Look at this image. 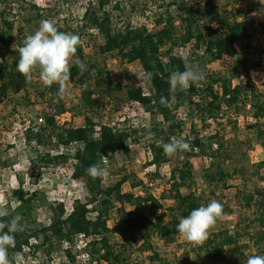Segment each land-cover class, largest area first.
<instances>
[{
    "label": "trees",
    "instance_id": "trees-1",
    "mask_svg": "<svg viewBox=\"0 0 264 264\" xmlns=\"http://www.w3.org/2000/svg\"><path fill=\"white\" fill-rule=\"evenodd\" d=\"M111 1H115L117 10L122 6L118 0H99L106 17H109L106 8ZM154 1L160 2L158 8L165 11L158 21V26L164 25L163 28L145 32L142 28L132 26L131 22L125 23L120 30L108 35L104 46L96 44V55L103 57V63H96V60L83 62L87 66L83 73L79 71L78 63L74 64L68 83L79 86L83 106L89 113L102 108L108 116L117 104L137 101L150 105L159 115L160 121L152 124L143 136L149 141L147 152L150 159L145 167H155L156 176H160L163 166L175 158L170 190L163 196V200H170L174 204L164 205L134 173L125 174L112 184L107 183L106 177L93 179L87 171L90 165L101 163L106 158L109 170L113 167L117 153H130L125 130L118 125L113 126L106 117L107 121H102V139L98 140L93 129L95 117L90 115L85 117L84 127L70 130L67 123L61 122V118L67 114L61 103L56 109L39 113L36 119L38 125L32 123L27 129V137L45 167L72 164L79 172L91 199L67 215L65 204L52 201L41 189L30 191L21 187L16 190L19 205L9 215L0 218L3 223L17 218L21 226L20 230L10 233L14 236V243L8 248L11 264L38 255L49 258V264H52L55 256L64 254L74 262L77 256L86 254L90 259L89 264H142L127 259L138 252L148 256V264H174L157 249L155 238L168 245L174 243V237L180 235L177 231L179 220L188 216L193 209L206 206L216 195L215 191L209 196L198 190L197 172L190 165V157L196 153V149H200V156L211 157L215 183L222 190L233 189L237 178L243 184L249 183L251 186L245 192L240 189L244 195L243 203L246 208L255 207L257 210L250 220L252 231L248 235L228 228L211 233L202 245L194 247V261L190 260L189 255L185 264H222L229 249L234 256L232 264H246L249 256L264 255V160L250 164L240 147L231 151L226 136L219 130L213 137L204 136L205 141L200 133H194L196 140L187 141L190 150L173 157L166 156L163 150V145L171 142L172 134L185 132V121L175 118L174 113L188 100L191 107L195 105V115L203 122L215 119V115H219L223 109H226V116L230 112L239 115L250 105L253 123L247 126L249 131L263 128L264 92L251 82L250 73L261 66L264 49L241 57L237 66L230 69L229 75L214 72L208 66L222 60L229 47L241 41L247 34L248 21L239 19L234 11L230 14L220 12L214 0ZM31 8L30 12L22 16L20 25L15 17L10 18L7 11H0V40L6 46V52L0 54V106L14 104L19 108L32 103L29 89L34 86L37 74L28 83L16 69L19 47L23 46L27 35L39 28L41 20L46 19L39 7L34 5ZM173 8L178 10L176 17L172 14ZM82 22L83 25L78 29L71 27L65 20L55 22L59 31L79 36L80 44L75 56L82 51L83 37L99 23L97 10L91 6L87 8ZM191 43V53L185 56L181 49ZM113 53L122 57L134 54L141 60L149 77L150 95H146L142 85L130 74L123 83L119 79L115 82L108 95L109 110L101 105L100 96L96 93L102 86V64ZM189 68L202 71L206 79L174 94L170 74ZM234 80L238 81L235 87ZM94 82L95 88H92ZM58 87H46L44 93L61 99L57 94ZM161 96L168 99L169 107L160 103ZM255 138L264 148V131ZM66 143H80L81 146L60 155V147ZM1 182L0 173V185ZM127 184L133 190L143 189L144 195L123 193L122 188ZM184 189L189 193L183 195ZM111 220L117 221L116 228L110 226ZM153 223L155 230L152 229ZM96 231L102 232L101 238H94L86 248L74 255L77 236ZM4 232H9V229L6 227ZM65 242L69 244V249H64Z\"/></svg>",
    "mask_w": 264,
    "mask_h": 264
},
{
    "label": "rangeland",
    "instance_id": "rangeland-1",
    "mask_svg": "<svg viewBox=\"0 0 264 264\" xmlns=\"http://www.w3.org/2000/svg\"><path fill=\"white\" fill-rule=\"evenodd\" d=\"M0 1V11H7L11 15V19L15 17L18 25H20L22 16L30 12L32 10L31 7L34 5L41 9V14L46 19H52L55 22L65 20L75 29L83 25L82 17L87 8L91 6L96 9L99 15V23L94 30L83 37L81 43L82 51L78 56L73 57L70 67L76 63H87L94 60H96V63L99 61L103 63V57L99 58L96 55L98 51L96 44L104 46L107 43L108 35L120 30L125 23L128 24L131 22L134 27L141 28L139 19L145 16L146 12L151 13L150 16L153 17L155 22V29L157 27H164V25L160 24L158 26V21L160 22V15H163L165 11L164 9L158 8L160 2L154 0H118L122 4L120 10L115 8V1H111V4L106 8L109 12V17H106L104 10L99 6V0ZM217 1L220 4L223 1L222 6H220L222 12L230 10L232 4L228 1ZM236 9L235 14L237 17L242 20L246 19L249 23L247 34L236 45L229 47L223 64L208 66L209 69L217 73H226V75H229L230 69L237 66L241 57L249 55L250 52H257L260 49H264V0L240 1ZM177 13V8H173L172 14L174 17L177 16ZM149 22L151 23V21ZM3 52H6V46L0 40V54ZM136 59L137 56L134 54L124 55L122 57L117 53V55L112 54L110 58L108 56L106 63L102 64V86L96 95H100L101 105L103 107L109 110L111 109L107 104L108 95L111 93L112 88H114L117 79L123 83L124 79L129 77L131 74V69L129 70V68L131 65H135ZM36 78L34 86L29 89L32 103L28 107L20 106L18 108L14 104H3L0 106V173L2 175L0 207L7 210L6 215H9L16 208L19 201L16 198L15 191L21 187L30 191L37 189L43 190L52 201L63 202L67 207L68 214H72L80 204L91 199L79 172L72 164L61 165L56 168L45 167L40 163L38 153L34 148L35 146L29 143L27 137V129L33 124L35 126L38 125L36 123L37 115L46 110L56 109L61 103H63V106L67 110V114L61 118V122L67 123L70 130L84 127L86 125L85 117L90 115L98 121H107L106 117H108L109 123H115L125 130L129 129V125L132 127L129 129L130 131H137L133 134L134 138L130 153L115 157L113 167L108 170L109 174L106 177L107 183L112 184L125 174L134 173L144 181L145 186L164 205L171 206L174 204L170 200H163V196L170 190V173L176 165V160L173 158L169 163L164 165L160 176H156L155 167L146 169L145 165L150 157L147 155L145 148H147L149 141L147 138H140L138 135L137 129L143 125L144 119L138 112L136 113L139 116L135 114L134 109L128 112L125 110L122 111L121 107L123 103H119L112 109V112L108 116L102 108L100 111L95 110V112L89 113L83 106L82 92L79 86L68 83L70 95L66 98L59 99L50 93H44L46 87L39 80L38 74ZM260 85L258 88L264 92V77ZM92 88H95V82L92 84ZM190 109L185 116L186 120H184L186 124L184 125L183 131H189L186 135L203 133L206 137H213L216 131L219 130L226 136L231 151H236L240 147L243 155L246 154L250 164L264 160V148L255 138L258 133L264 131V127L249 131L247 126L253 123V120L251 119V110L248 107L239 114L244 116L241 122L235 120L237 117L236 113L230 112L226 118H218L219 120L215 124H209L198 119L194 111L195 105H192ZM120 111L122 112L121 114ZM152 113H155L153 109ZM124 115H129L130 117L128 118V122L122 123L121 119H124ZM159 121L160 118L158 115L155 123ZM66 144L71 145L70 143ZM190 165L197 172L198 190L202 193H207L209 196H212V192L215 191L216 195L212 197V200L220 202L224 208V216L217 221L212 233L220 232L228 228L238 231L242 235H248L252 231L250 220L254 218L257 209L255 207L248 209L244 206V195H242L240 189L245 192L251 185L249 183L243 184L237 178L233 183L236 189L224 191L219 188L215 183L216 178L211 167V158L208 156L192 155L190 157ZM122 192H133L138 195H144L143 189L133 190L129 184L122 188ZM182 193L186 195L189 191L184 189ZM116 225L117 221H110L112 228H116ZM152 226L155 230L156 226L154 223ZM92 233V237L94 238H101L102 236V232L99 231ZM174 241V243L168 245L158 239L154 240L157 249L167 259L173 261L174 264H185V260L188 259L189 255L190 260L193 262L195 255L192 253L194 252L193 249L195 246L190 243L188 244L180 235L174 237ZM77 244L82 245L80 241ZM77 244L75 241V246L73 247L74 255L84 249ZM64 249H69V246ZM175 256H177V259ZM55 257L52 264L90 263V259L86 254L77 256L75 262L66 256V254ZM147 257V255H142L138 252L127 259L148 264ZM225 258L222 264H232L234 262L231 249L228 250ZM28 262H32V264H49V258L38 255L36 258L30 257V259L23 258L22 260H18V264H27Z\"/></svg>",
    "mask_w": 264,
    "mask_h": 264
},
{
    "label": "clouds",
    "instance_id": "clouds-1",
    "mask_svg": "<svg viewBox=\"0 0 264 264\" xmlns=\"http://www.w3.org/2000/svg\"><path fill=\"white\" fill-rule=\"evenodd\" d=\"M80 44V38L73 33L61 32L52 19H43L39 28L26 36L23 46L19 47V59L16 65L17 72L25 81L30 83L34 74H38L39 80L45 87L58 85V95L66 98L70 95L68 82L71 79V67L73 57ZM79 71H86L83 62L77 65ZM206 79L205 74L199 70L187 69L185 71H173L170 74V84L174 88L184 91L192 84H197ZM160 103L169 107V101L161 96ZM166 156L173 157L177 153L190 150V145L182 138L173 137L171 142L163 145ZM106 158L101 163L90 165L88 174L93 178H105L108 176ZM7 210L0 207V217L6 215ZM224 216L223 205L216 201H210L206 206L201 205L193 209L186 217L179 220L177 231L180 236L193 246L202 245L211 235L217 221ZM9 232H4L5 228ZM21 226L17 218L9 223L0 222V264H11L8 248L14 243L12 231L20 230ZM246 264H264V255H252Z\"/></svg>",
    "mask_w": 264,
    "mask_h": 264
},
{
    "label": "built area",
    "instance_id": "built-area-1",
    "mask_svg": "<svg viewBox=\"0 0 264 264\" xmlns=\"http://www.w3.org/2000/svg\"><path fill=\"white\" fill-rule=\"evenodd\" d=\"M150 12H146L145 16H143L142 18H140V23H141V28L145 31V32H151L155 29V22H154V19L153 17L150 16ZM151 21V23L149 22ZM134 26V25H132ZM192 46L193 44H188L186 45V47L182 48L181 49V52L185 55V56H189L190 53H191V49H192ZM117 54V53H116ZM225 61H222V60H219L217 61L216 63H214L213 65H221L223 64ZM131 69V75L134 76L137 80L138 83H140L142 85V87L144 88L145 92H146V95H150L149 93V90H148V84H149V77L147 76L146 74V70L141 62V60L137 57V59L135 60V65H131V67L129 68V70ZM264 77V56H263V61H262V64L260 67H258L257 69H255L254 71H252L250 73V80L253 84H255L257 87H260V82L261 80L263 79ZM36 79L35 78V82H36ZM238 84V81L237 80H234L233 81V87H235L236 85ZM201 87H204V86H201ZM180 92V90L178 88H174L173 87V93L174 94H178ZM97 96H100V95H97ZM191 105L189 103V100L186 104H184L181 108H179L175 113H174V116L175 118L177 119H181V120H186L185 116L188 114V112L191 110ZM248 108L251 110V106L249 105ZM134 109V112L137 116H142L143 119V125L141 127H139L137 130H138V135L140 136V138H143L144 136V133H146V131H148L150 129V126L152 124H155V122L157 121V118H158V115L155 114V113H152V108L150 105H147V104H144V103H141V102H125L123 103L122 107H121V110L122 111H130ZM138 112V114L136 113ZM122 112L120 111V114ZM237 117L235 118L236 121H239L241 122L242 119H244V116L242 115H238L236 114ZM224 116H226V109H223L222 112L218 115H215V119H211L209 120L207 123H216V121H218L219 119L218 118H223ZM130 116L129 115H124V119H121V122L124 123V122H128V118ZM252 119V118H251ZM95 126L93 127L94 131H95V138L98 139V140H101L102 139V126H103V122L102 121H98L97 119H95ZM117 124L113 123V126H116ZM129 129H131L132 127H130L128 125ZM129 129H124L125 130V136H126V139H127V145L132 148V142H133V134L136 133L137 131H133V130H129ZM168 130V128H167ZM169 131V130H168ZM167 131V132H168ZM189 131H185L184 133L182 132H178L176 134H172L171 135V139L173 137L175 138H182L185 142L187 141H192V140H196V134H193V135H186L188 134ZM204 134L202 133L200 135V137L202 138V140H206V138H204ZM213 139V138H212ZM71 145H68V144H64V145H61L60 147V155H63L65 154L66 152H69V151H74L76 150L77 148H79L81 146L80 143H70ZM162 144V143H160ZM215 148H217V145H215ZM146 149V152H147V148ZM201 151L200 149H196V153L194 155H200ZM119 155H125V152H120V153H117L115 157H118ZM147 155L148 152H147ZM210 157V156H208ZM211 158V157H210ZM170 177H171V173H170ZM19 205V202L17 204V206ZM16 206V207H17ZM66 210H67V207H66ZM67 215H70L68 214V211H67ZM152 229H153V226H152ZM154 230V229H153ZM101 232V231H99ZM92 234L93 233H87V234H80L77 236L76 238V244L78 243V241H80V244H77L79 247L81 248H86L87 245L94 240V237H92ZM90 237V238H89ZM89 238V239H88ZM100 239V238H98ZM157 239V238H155ZM66 247L69 246L68 243L65 242L64 244Z\"/></svg>",
    "mask_w": 264,
    "mask_h": 264
},
{
    "label": "crops",
    "instance_id": "crops-1",
    "mask_svg": "<svg viewBox=\"0 0 264 264\" xmlns=\"http://www.w3.org/2000/svg\"><path fill=\"white\" fill-rule=\"evenodd\" d=\"M214 1H215V3H216L217 6H218V10H219L220 12H222L221 9H220V6H222L221 4L223 3V1H222L221 4L218 3L217 0H214ZM226 1H228V0H226ZM240 1L242 2V0H235V1H232V2L230 1V4H232L230 10L225 11V12H223V13H225V14H230V13H232L233 11L235 12V10H237L236 7L239 6V4H240ZM243 1H245V0H243ZM241 20H242V19H241ZM113 54H114V55H117L116 53H113ZM222 61H225V57L222 59ZM234 189H236V188H233V189H231V190H234ZM229 191H230V190H229Z\"/></svg>",
    "mask_w": 264,
    "mask_h": 264
}]
</instances>
